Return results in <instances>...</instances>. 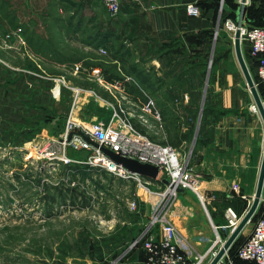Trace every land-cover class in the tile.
Instances as JSON below:
<instances>
[{
    "label": "crops",
    "instance_id": "1",
    "mask_svg": "<svg viewBox=\"0 0 264 264\" xmlns=\"http://www.w3.org/2000/svg\"><path fill=\"white\" fill-rule=\"evenodd\" d=\"M216 1L128 0L112 15L99 0H0V109L12 110L11 123L33 114L61 118V97L53 98L51 87L58 78L61 85V46H73L79 60L98 58L144 79L162 118L149 120L166 132L163 143L188 149L187 165L208 193L240 189L250 197L264 155V120L237 58L225 51ZM189 4L201 14L190 16ZM257 88L264 104V80ZM144 261L141 250L120 264Z\"/></svg>",
    "mask_w": 264,
    "mask_h": 264
},
{
    "label": "rangeland",
    "instance_id": "2",
    "mask_svg": "<svg viewBox=\"0 0 264 264\" xmlns=\"http://www.w3.org/2000/svg\"><path fill=\"white\" fill-rule=\"evenodd\" d=\"M234 2L241 4L240 0ZM245 6L261 12L264 11V0H247ZM245 21L249 24L247 13ZM224 27L226 31L222 37L225 51L233 53L236 59L235 32L228 30L225 24ZM243 44L245 59L257 84L258 77L252 67L249 46L246 41ZM73 48L61 46V65L65 63L61 68V77L65 78L67 84L93 88L100 97L114 105L120 104L125 111L142 112V106L137 101H124L118 91L95 87L93 81L85 80V73H74V63L68 57L79 52ZM58 79L51 87L53 98L54 86L57 84L61 88ZM84 80L90 83L84 86ZM59 97L61 118L58 119L51 113H44L41 118L33 114V118L20 120L21 123H11L7 116L12 110L0 109V264H112L118 257L121 259L115 264H120L134 251H144L143 237L147 233L159 232V225L153 224L154 218L159 215L175 225L180 240L187 239L192 243L193 249L188 251L194 253L196 249L204 252L215 240L216 232L198 193L184 189L177 195L164 196L165 187L148 178L152 188L149 192L135 178H118L94 166L90 162L89 151L63 145L72 98L69 90ZM85 101L81 98L80 104ZM101 104L100 100L83 103L81 111L72 114L71 120L92 136L101 137L111 124L113 113L111 106ZM146 129L149 134L158 136L159 142H164L166 132L156 128L151 120ZM179 150L184 158L188 157L186 147ZM204 188L201 183L198 191L204 193ZM72 189L87 200L81 197L73 199L67 192ZM209 195L216 196L205 204L218 225L222 239L216 247L218 251L233 227L228 225L225 216L218 220L212 207L224 213L231 206L239 223L253 201V194L244 198L242 190L235 194L227 189L220 193L209 192ZM131 200L138 203L134 210L127 204ZM229 202H235L236 207L232 206L233 203L229 205ZM263 208L259 206L255 217L243 228L221 264H232L238 244L249 235Z\"/></svg>",
    "mask_w": 264,
    "mask_h": 264
},
{
    "label": "built area",
    "instance_id": "3",
    "mask_svg": "<svg viewBox=\"0 0 264 264\" xmlns=\"http://www.w3.org/2000/svg\"><path fill=\"white\" fill-rule=\"evenodd\" d=\"M101 1L107 11L112 15H115L121 10L123 4L128 0ZM186 10L190 16H199L201 14V10L196 4H189ZM225 25L228 30L234 32L237 30L240 31L242 44L246 41L249 46V53L251 59L253 60L252 67L256 72V76L261 80H264V26L250 27L244 18L238 21L228 18L225 21ZM99 50L102 53L106 52L103 48H100ZM1 64H3V60L0 57V65ZM74 66V73H85L87 79L96 82L110 92L113 90L118 91L120 98L124 101L131 102L134 100L128 93L126 86V82L132 81L133 77L126 76L125 79L109 80L108 76L103 73V70L100 67L96 66L87 68L83 66L82 62H77ZM85 70L87 72H85ZM65 90L70 91L72 99L70 104L71 115L66 123L65 138L62 140L63 145L74 146L75 149L83 148L86 151H89L91 154L90 162L94 166H98L101 168L100 170L104 169L118 178H135L139 181V184L143 185V187L149 192L152 191L149 184L153 180L155 182L157 181V183L159 182L160 185L165 187L163 193L164 196L168 194L177 195L179 192L178 188L191 189L198 193L199 198L205 205L207 215L216 232V238L204 252H199L196 249L194 250V253H192L193 251H188V249H193L192 243L187 239L180 240L178 238V230L175 225L165 216L159 215L154 218L153 222V224L159 225V232L147 233V235H145L142 239L145 252L144 263L206 264L209 259L215 256L217 253L216 247L222 242L218 232V225L214 224L205 204V202L209 203V200L211 201V199H214V196H210L207 191L204 193H200L198 191L199 186L202 183L201 176L200 174L193 173L191 171L187 165L186 158H184L181 151L177 147L153 140L146 133L139 130L133 123V118L137 117L142 125L149 126V114H153L157 120H161V114L156 108L155 101L150 98L149 101L141 107L142 112L136 113L135 111H125L120 104L114 105L108 100L103 99L93 88L85 89L80 86H74V84H67L65 78L61 77V88L56 84L52 89V94L55 98H58ZM81 98H84L86 100L85 102L100 100L102 101L101 105L106 107L111 106L113 109L112 119L110 122L111 124L104 130L106 133H104L101 137L90 135L102 146L108 147L122 156L156 165L159 168V174L156 179H150L151 181H147V177L129 171L122 165L115 163L100 148L87 143L79 135H74L72 140L68 141L69 133L74 130L76 126L82 128L79 124L71 120V118H73L72 114L79 110L81 111V105L85 103L82 102L80 104ZM113 124H117L116 127H113ZM164 179L169 180L170 183L166 184ZM144 183L149 184L145 185ZM127 204L128 207L133 210L138 206L136 200L128 201ZM259 206L264 207V193L261 197ZM224 216L228 219V225L232 226V230H234L238 221L231 206L226 208ZM252 219L249 222H251ZM140 240L141 239L136 240V242H139ZM237 255L240 259L246 261L247 264H264V208L263 212L258 216V218H256L251 232L238 248ZM231 263L234 264V260H232Z\"/></svg>",
    "mask_w": 264,
    "mask_h": 264
},
{
    "label": "water",
    "instance_id": "4",
    "mask_svg": "<svg viewBox=\"0 0 264 264\" xmlns=\"http://www.w3.org/2000/svg\"><path fill=\"white\" fill-rule=\"evenodd\" d=\"M240 5L237 10V21L241 19H245V15L247 13V7L245 4L247 3V0H240ZM234 50L236 54V58L238 61V64L244 74V77L246 79L247 85L249 86L255 103L259 109V112L261 113V116L264 120V104L263 100L259 94L257 84L254 80V77L250 71V68L247 64V61L245 59L243 49H242V43H241V34L240 31L237 30L234 35ZM211 64V63H210ZM74 135H79L83 138L84 141L87 143H90L94 145L97 148H100L104 153H106L111 160H113L115 163H118L128 169L129 171L138 173L140 175H143L149 179H156L159 174V168L156 165H153L151 163H144L137 159L122 156L121 154L117 153L116 151L102 146L99 142H97L90 134H88L86 131H84L82 128L76 126L74 130H72L68 135V141H71ZM164 182L166 184H169L170 181L167 179H164ZM179 192H183V188H178ZM264 191V155L262 160V165L259 173V179L257 183L256 191L253 195V201L247 210V212L244 214L241 221L237 224V226L232 230L229 237L225 240V242L222 244V246L219 248L215 256L210 260L208 264H220L222 263V259L229 251V249L232 247L238 236L240 235L243 228L247 225V223L255 216L259 205L261 201V197L263 195Z\"/></svg>",
    "mask_w": 264,
    "mask_h": 264
},
{
    "label": "trees",
    "instance_id": "5",
    "mask_svg": "<svg viewBox=\"0 0 264 264\" xmlns=\"http://www.w3.org/2000/svg\"><path fill=\"white\" fill-rule=\"evenodd\" d=\"M234 1L235 0H224L223 5H222V1L221 0H217L216 1V6L218 7V9H220L221 6H222V10H221V14H222L221 19H222V21H221V24H225V21L228 18H231L233 20L237 19V10H238L239 5L235 4ZM247 19H248V22H249L248 25L250 27L264 26V11L257 12L255 10L253 11V10L248 8L247 9ZM251 22H252V24H251ZM213 37H214L213 34H209V38L210 39L213 40ZM116 48H120V46L117 45ZM75 56H77V54ZM68 60L71 63H74V64L77 63L78 61H81V62H83L84 66L87 67V68H90L91 66H94V65H98L103 70V73L108 76L109 80L125 79L126 76L131 75L129 70H127L126 72L125 71L121 72V71L117 70V65L114 64V65L106 66L104 64L105 61L99 60L98 58H97V60H93V59L87 57V59L79 60L76 57L72 56V57H68ZM64 62H66V61H64ZM214 63H215V60H214ZM132 77H133L132 81L126 82L128 93L133 97L134 100H136V101L144 100L145 103H147L149 101V99H150V96H149V93L147 91L148 87L145 84L144 79L140 78L138 75L136 76L135 74H133ZM85 80L89 81V79H86V78H85ZM85 80L83 81V85L84 86H86L87 83H90V82H87ZM260 80H261L260 78H257V82H259ZM92 85L95 86L96 82H92ZM133 123H135V126L139 130H141L142 132L145 133V128H144L143 125H141L137 121H133ZM151 138L153 140H155L153 137H151ZM170 143L173 144L174 146H177L179 144V142L175 141V140H171ZM67 192H70L69 194H70V196L73 199H75L77 197L78 198L81 197L82 199L87 200V198H84L83 196L77 194V192H75L74 189L67 190ZM231 203H233V202H229L228 204L230 205ZM233 205L236 207L235 202L232 204V206ZM244 240H245V238L242 240V242H240V244H238V246H237V248H236V250L234 252V255L232 256L233 260L237 261V264H247L246 261L240 259L238 257V255H237V250L240 247V245L243 243Z\"/></svg>",
    "mask_w": 264,
    "mask_h": 264
}]
</instances>
